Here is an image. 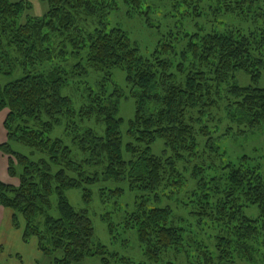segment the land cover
Masks as SVG:
<instances>
[{
    "label": "trees",
    "instance_id": "1",
    "mask_svg": "<svg viewBox=\"0 0 264 264\" xmlns=\"http://www.w3.org/2000/svg\"><path fill=\"white\" fill-rule=\"evenodd\" d=\"M40 1L48 11L31 18L28 3L0 0V112L7 111L0 152L9 157L8 176L19 182L0 181V207L10 211L13 228L23 221V242L35 237L45 257L60 255L55 264L90 258L108 263L107 256H116L95 242L90 218L73 209L66 191L79 189L86 203L101 182L154 194L178 177L177 163L199 157L201 141L204 147L212 142V124L218 130L225 120L242 135L264 128V88L256 86L264 71V0ZM122 10L155 32L150 51L142 52L121 28L108 27L110 15ZM232 17L241 26L229 22ZM115 70L125 74L134 102L125 134L119 116L125 94L119 87L108 92ZM238 73L252 84L239 86ZM65 90L73 96L63 95ZM158 141L161 157L152 152ZM248 160L243 156L220 168L224 183L209 184L221 198L211 204L205 195L194 215L223 228L212 248L197 249L202 261L189 264H210L213 256L231 262L233 255L250 263L264 252V173L246 165ZM194 167L191 174L197 176L201 169ZM250 208L257 210L255 217L245 213ZM125 224L143 255L134 264H175L164 259L190 257L185 229L168 208L148 210L144 201L135 202ZM117 263L133 264L128 258Z\"/></svg>",
    "mask_w": 264,
    "mask_h": 264
},
{
    "label": "rangeland",
    "instance_id": "2",
    "mask_svg": "<svg viewBox=\"0 0 264 264\" xmlns=\"http://www.w3.org/2000/svg\"><path fill=\"white\" fill-rule=\"evenodd\" d=\"M9 1L28 3L30 5V10L26 15L31 18H40L48 11L47 4L40 0ZM154 4L158 6L159 3L154 1ZM159 7L161 8L160 4ZM157 13H159V11ZM232 18L234 21L229 22L241 26L242 20L240 18ZM158 20L159 18L157 21ZM113 26L124 30L142 52L150 51L155 45V32L147 29L140 18L132 19L128 17L123 10L110 15L108 27L112 28ZM187 29L191 30V27H187ZM111 78L112 80L110 81L108 92H111L113 87H119L122 93L125 94V97L120 101L119 105V116L124 120L121 132L125 134L127 123L132 119L134 114V102L128 94L129 89L126 87L125 74L119 70H115ZM235 81L242 87L252 84L249 77L243 73H238ZM256 86L258 88H264V71L261 73ZM77 93L80 92L77 91ZM62 94L73 96V93L69 90L63 91ZM6 115V110L0 112V121L3 118L4 122ZM219 116L220 115H217L215 117L218 118ZM213 126L212 124L209 129L211 133L214 132V134H212V142L208 143L207 147H204V141H201L199 146V157L196 159L191 158L192 161L187 164L177 163L176 170L180 173L177 175L179 178L175 176L170 177L167 181L169 185L164 183L154 194L142 193L139 190H130L127 183L113 184L111 182H101L91 188V200L86 203L79 189L66 191V199L73 209L78 212H85L90 218L94 228L95 242L104 246L109 255L116 256V258H109L107 256L106 260L109 261L108 263H105L100 258H90L86 259L83 264H118V258H128L133 264L140 263L143 260L136 233L134 230L127 228L125 224L127 221V214L133 209L134 203H141L142 201L145 202V207L148 210L156 206L168 208L174 223L185 229L184 244L186 247L188 240L187 246L190 257L184 254L177 255L176 257L168 255L170 257L164 259V262L170 260L175 264H189V262L200 263L202 261L203 257L198 254L197 249L206 247L207 250L212 248L215 244L216 237L219 236L223 227L208 218L197 219L194 212L199 210V203H204L202 198L207 194L212 197L210 201L211 204L220 200V196H213L215 193L211 191L212 185H209L212 181H221L224 183L225 177L220 175L219 169L232 164L234 161H236L235 163H240L239 161L243 159V156H246L250 159L246 165L250 166L252 164L253 166H258L259 171L264 173V128L257 130L254 134L249 132L242 135L239 134L235 125L228 124L225 120L220 124L218 130L215 126L213 128ZM227 127L232 128L231 132H233V134L227 135L223 132ZM14 149L22 154L27 153V149L20 145H15ZM162 151V142H156L152 147L153 155L161 157L163 156ZM6 157L8 158L7 160H9V157ZM195 165L201 169L197 176L191 174L192 168L194 170ZM172 178H176V180L173 181L180 182V187H177L178 184L174 185L171 183ZM201 179H203V182H206L208 187L204 191H201L202 183L198 185ZM15 181L18 182L16 178ZM218 185L219 182L217 186ZM116 190H120V193L112 194V192ZM154 195L157 204L152 200ZM51 205L52 211H55V197L51 198ZM245 213L250 217H255L257 210L250 208L246 210ZM19 222L20 224L17 228L12 227L13 232H7L5 229L0 232V237H4L7 241H10L7 247H5L4 252L0 253V264H55L54 258H59L60 255L57 254L55 257L50 258L45 257L38 250L35 237H31L28 242H23L22 236L25 225L21 219ZM109 224L112 225L111 230L108 228ZM190 235H192V237ZM19 239L22 244L19 243ZM261 251L263 250H260L250 263L233 255L230 260L231 262H219L217 258L214 259L215 256H213V261L210 264H264V259H262L261 262L258 261L259 256L264 258L262 255L264 252ZM191 252H193V257H191ZM20 261L21 263H19Z\"/></svg>",
    "mask_w": 264,
    "mask_h": 264
},
{
    "label": "crops",
    "instance_id": "3",
    "mask_svg": "<svg viewBox=\"0 0 264 264\" xmlns=\"http://www.w3.org/2000/svg\"><path fill=\"white\" fill-rule=\"evenodd\" d=\"M3 118L0 121V144L6 141V133L3 128ZM8 158L0 153V181L6 184H10L13 186H17L18 182L15 181L14 178H10L7 173L8 167ZM12 231V224H11V213L10 211L0 207V232L3 231ZM12 239V238H11ZM20 244H22L21 240H18ZM10 241H7L6 238L0 237V253L4 252L5 247L9 244ZM12 252V250H11ZM21 263V261L19 262Z\"/></svg>",
    "mask_w": 264,
    "mask_h": 264
}]
</instances>
